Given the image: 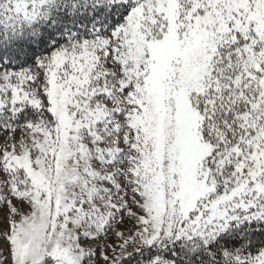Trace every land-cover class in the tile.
<instances>
[{
	"label": "snow or ice",
	"instance_id": "obj_1",
	"mask_svg": "<svg viewBox=\"0 0 264 264\" xmlns=\"http://www.w3.org/2000/svg\"><path fill=\"white\" fill-rule=\"evenodd\" d=\"M0 264H264V0H0Z\"/></svg>",
	"mask_w": 264,
	"mask_h": 264
}]
</instances>
